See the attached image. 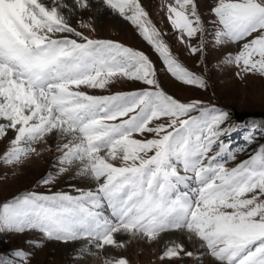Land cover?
Wrapping results in <instances>:
<instances>
[{
    "label": "snow or ice",
    "instance_id": "1",
    "mask_svg": "<svg viewBox=\"0 0 264 264\" xmlns=\"http://www.w3.org/2000/svg\"><path fill=\"white\" fill-rule=\"evenodd\" d=\"M72 5L0 0V142L7 141L0 164L19 167L49 152L59 167L38 185L54 186L57 173L76 167L95 186L76 189L77 195L16 196L0 207V228L35 230L48 241H82L81 254L91 253L100 264H131L101 254L132 241H163L159 259L170 264L185 258L200 264L205 257L213 264H264V146L227 167L221 137L230 131L229 113L166 92L145 52L85 35L82 28L96 31L91 23L73 25V13L91 10V0ZM100 5L135 26L168 74L207 88L205 78L176 55L142 0ZM160 10L177 42L201 62L211 26L212 44L230 49L224 63L237 76L264 78V0H207V18L201 0H162ZM121 79L144 87L90 92ZM177 236L201 251L189 250ZM15 255L28 258L22 250Z\"/></svg>",
    "mask_w": 264,
    "mask_h": 264
},
{
    "label": "rangeland",
    "instance_id": "2",
    "mask_svg": "<svg viewBox=\"0 0 264 264\" xmlns=\"http://www.w3.org/2000/svg\"><path fill=\"white\" fill-rule=\"evenodd\" d=\"M51 3V0H45ZM63 3L72 5V0H62ZM145 8L150 12L153 22L162 31L168 33L166 39L173 46L174 52L180 60L192 71L203 76L207 81V88L195 85H185L176 80L165 71L158 54L153 47L144 40L138 30L129 21H126L109 10L101 7L100 0H91L92 9L73 13L72 23L77 26V20L91 23L96 29L89 32L82 28L85 35L94 38L111 39L127 46L145 52L155 63L157 76L161 87L171 95L182 101L202 100L209 106H216L229 113L227 122L230 131L221 137L227 151L222 155V162L231 168L242 160H246L254 154L261 146H264V78L259 74L237 76V69L224 63L225 53L230 49L225 46L219 48L212 44L211 26L209 34L205 37L208 41L207 54L201 62L198 57L193 56L186 48L179 44L171 29L170 24L163 11L160 10L162 0H142ZM207 0H201V12H206ZM144 87L140 82L117 80L111 84L108 90H90L93 95H107L115 92L133 91ZM12 135L11 132L8 133ZM0 142V153L4 150V144ZM214 150L219 149L214 146ZM235 154L236 159H229V154ZM59 164L53 153L44 152L39 157H33L23 166L12 167L0 164V207L10 202L14 197L27 192H69L77 195L76 189L87 190L94 188L95 182L91 179L77 175V168L73 167L63 174L57 173L54 186L38 185V181L49 172L56 173ZM183 174V172H181ZM191 187H196L191 182ZM186 190V189H185ZM104 212L110 215L111 210L105 207ZM180 242L194 252L199 253L193 242L182 240ZM138 243V244H137ZM163 243L156 244L147 249L151 244L147 241H132L125 248L109 249L101 256L104 257H126L131 264H170L169 261L159 259ZM72 246L73 250L67 253L59 252L63 245ZM83 242L63 243L45 240L41 233L35 230L16 232L0 228V260L13 261L14 264H100V262L89 253L82 255ZM17 250L28 254L27 260L15 255ZM91 252H96L95 248ZM211 257L202 258L200 264H207ZM175 264H196L193 258H185Z\"/></svg>",
    "mask_w": 264,
    "mask_h": 264
},
{
    "label": "bare ground",
    "instance_id": "3",
    "mask_svg": "<svg viewBox=\"0 0 264 264\" xmlns=\"http://www.w3.org/2000/svg\"><path fill=\"white\" fill-rule=\"evenodd\" d=\"M66 3V2H65ZM68 4V3H67ZM173 238H176V237H173ZM180 238H182V237H180ZM118 239H121V240H124V239H126V237L125 236H123V235H121V236H118ZM169 239V237H165V240H168ZM184 238H182V240H183ZM185 240V239H184ZM161 242H163V241H161ZM138 244V243H137ZM154 245H156L155 243H153V244H151L149 247H146L147 249H150V248H152V247H154ZM71 250H73V248H72V246H70V245H63L62 247H61V249H60V251L59 252H62V253H67V252H70ZM206 263L207 264H213V260H207L206 261Z\"/></svg>",
    "mask_w": 264,
    "mask_h": 264
}]
</instances>
